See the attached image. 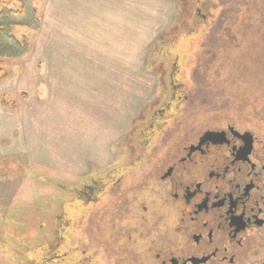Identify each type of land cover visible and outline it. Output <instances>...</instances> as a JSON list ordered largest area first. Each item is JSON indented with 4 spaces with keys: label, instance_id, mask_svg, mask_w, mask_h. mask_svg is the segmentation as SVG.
<instances>
[{
    "label": "rangeland",
    "instance_id": "1",
    "mask_svg": "<svg viewBox=\"0 0 264 264\" xmlns=\"http://www.w3.org/2000/svg\"><path fill=\"white\" fill-rule=\"evenodd\" d=\"M200 1H26L38 20L13 33L32 51L0 59V264H35L61 228L72 263L153 264L165 210L146 176L165 143L236 109L259 129L264 0Z\"/></svg>",
    "mask_w": 264,
    "mask_h": 264
},
{
    "label": "flooded vegetation",
    "instance_id": "2",
    "mask_svg": "<svg viewBox=\"0 0 264 264\" xmlns=\"http://www.w3.org/2000/svg\"><path fill=\"white\" fill-rule=\"evenodd\" d=\"M250 110L213 127L188 124L165 143L146 176L151 199L165 210L151 229L153 264H264V122L252 126ZM159 121L154 114L147 132Z\"/></svg>",
    "mask_w": 264,
    "mask_h": 264
},
{
    "label": "trees",
    "instance_id": "3",
    "mask_svg": "<svg viewBox=\"0 0 264 264\" xmlns=\"http://www.w3.org/2000/svg\"><path fill=\"white\" fill-rule=\"evenodd\" d=\"M26 1L27 0H0V59L2 60L16 61L26 57L32 51V46L28 37H16L13 33L14 27L25 25L26 18L29 17V14L35 21L38 20L34 10L32 13L29 12L30 8L28 7ZM198 1L199 2L197 4H199V6L202 5V7L206 8L207 4L205 2L202 3L200 0ZM18 3H20L21 6L14 8V6H16ZM29 3L31 4V2H28V4ZM182 31L184 34H189L187 33L185 27L182 28ZM177 60L178 58L176 61ZM8 77V74L0 65V82L8 79ZM62 229L63 228L56 232L58 237H54V243L50 244L49 242H46L35 249V252L42 255V258L39 256L38 259L35 260V264H78L80 259L77 255L79 252L75 253L73 251L75 263H72L71 258L69 257V254L72 252H69V250L68 252H61L65 246L64 243H62V238H64ZM15 235H17V232H15ZM25 235L20 232V238L24 237Z\"/></svg>",
    "mask_w": 264,
    "mask_h": 264
},
{
    "label": "crops",
    "instance_id": "4",
    "mask_svg": "<svg viewBox=\"0 0 264 264\" xmlns=\"http://www.w3.org/2000/svg\"><path fill=\"white\" fill-rule=\"evenodd\" d=\"M108 67H110V69L112 70V66L111 65H109ZM107 69V68H106ZM106 72H107V70H106ZM112 72H113V70H112ZM117 75L115 74V77H116Z\"/></svg>",
    "mask_w": 264,
    "mask_h": 264
},
{
    "label": "water",
    "instance_id": "5",
    "mask_svg": "<svg viewBox=\"0 0 264 264\" xmlns=\"http://www.w3.org/2000/svg\"><path fill=\"white\" fill-rule=\"evenodd\" d=\"M213 136H215V135H207V137H213Z\"/></svg>",
    "mask_w": 264,
    "mask_h": 264
}]
</instances>
